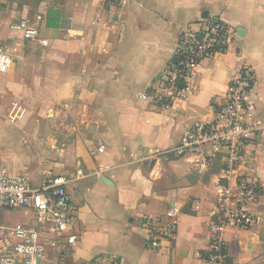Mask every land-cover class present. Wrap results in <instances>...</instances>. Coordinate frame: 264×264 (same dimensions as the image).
I'll return each instance as SVG.
<instances>
[{"label": "crops", "instance_id": "obj_1", "mask_svg": "<svg viewBox=\"0 0 264 264\" xmlns=\"http://www.w3.org/2000/svg\"><path fill=\"white\" fill-rule=\"evenodd\" d=\"M213 18L234 31L228 51L199 65L188 100L164 92L181 34ZM24 20L38 26L37 40L10 28ZM0 47L13 56L0 73V163L33 188L59 178L72 200L75 225L45 234L58 248L48 246L43 264H209L222 162L202 172L160 156L212 120L213 99L250 69L246 122L256 135L238 176L259 184L256 221L223 239L225 264H264V0H0ZM164 94L171 105L153 101ZM174 205L176 237L146 245L142 222ZM15 213L11 224L0 213V224L35 223L32 210Z\"/></svg>", "mask_w": 264, "mask_h": 264}, {"label": "built area", "instance_id": "obj_2", "mask_svg": "<svg viewBox=\"0 0 264 264\" xmlns=\"http://www.w3.org/2000/svg\"><path fill=\"white\" fill-rule=\"evenodd\" d=\"M10 28L21 32L27 41L39 38L38 26L29 21L12 24ZM233 35L234 31L217 18L184 30L163 83V91L173 92L177 99L188 100L195 91L192 84L197 79L196 69L204 60L225 54ZM12 66V54L6 47H0V73H7ZM179 81L184 83L183 88L177 86ZM253 84L251 70L243 68L229 84L224 96L213 99V119L198 121L186 128L179 143L160 156L185 159L193 169L202 172L211 170L217 161L222 162L221 177L214 187L216 201L211 211L212 245L203 256L209 264L227 262V246L223 239L227 228L248 230L256 221L254 208L259 200V184L254 179L238 176L247 149L256 135V129L246 122V100ZM141 97L149 99L147 94ZM153 101L159 105H171V97L166 94L156 95ZM98 151L102 153L104 147L99 146ZM102 172L98 170L94 175L100 178ZM78 175L83 173L78 171ZM65 184L59 178L49 176L40 188H33L27 177L11 175L0 163V213L29 209L33 211L35 221L0 224V264H43L48 246L58 248L56 239L44 243L43 237L45 234L61 236L75 225L72 200ZM179 215L180 210L174 205L166 218H150L142 222L146 245L158 248L162 240H173L178 232Z\"/></svg>", "mask_w": 264, "mask_h": 264}, {"label": "rangeland", "instance_id": "obj_3", "mask_svg": "<svg viewBox=\"0 0 264 264\" xmlns=\"http://www.w3.org/2000/svg\"><path fill=\"white\" fill-rule=\"evenodd\" d=\"M19 216L18 215H16V213L15 212H8V214H7V218L4 220V222L6 223V222H8V224H11V223H13V222H15V221H17ZM2 221V218H1V216H0V222ZM16 223V222H15Z\"/></svg>", "mask_w": 264, "mask_h": 264}, {"label": "trees", "instance_id": "obj_4", "mask_svg": "<svg viewBox=\"0 0 264 264\" xmlns=\"http://www.w3.org/2000/svg\"><path fill=\"white\" fill-rule=\"evenodd\" d=\"M177 86H178L179 88H183V87H184V83H183L182 81H179V82L177 83Z\"/></svg>", "mask_w": 264, "mask_h": 264}]
</instances>
